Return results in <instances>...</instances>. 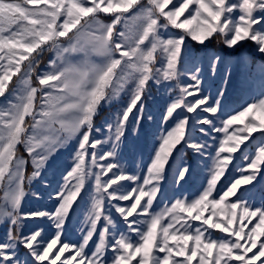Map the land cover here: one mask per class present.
<instances>
[{
    "label": "snow or ice",
    "instance_id": "6c2138e0",
    "mask_svg": "<svg viewBox=\"0 0 264 264\" xmlns=\"http://www.w3.org/2000/svg\"><path fill=\"white\" fill-rule=\"evenodd\" d=\"M149 134V162L126 164ZM69 148L54 206L25 207ZM0 232V264H264V0H0Z\"/></svg>",
    "mask_w": 264,
    "mask_h": 264
},
{
    "label": "rangeland",
    "instance_id": "374dc122",
    "mask_svg": "<svg viewBox=\"0 0 264 264\" xmlns=\"http://www.w3.org/2000/svg\"><path fill=\"white\" fill-rule=\"evenodd\" d=\"M242 51L244 52L245 55L249 56L254 63L260 61V57L257 54H255L254 50H252L251 48L244 49ZM213 52H220V54H223L222 51H218V50L211 49V48L207 49L208 55H211ZM47 54H49V53H46L42 59V62L40 65L41 68H44V66L46 65L44 63L46 62L45 58H46ZM201 55H204V53H201ZM237 55H239V53L233 54V59ZM50 56H51V54H50ZM50 56H49L48 60L50 59ZM206 75H207V73H206ZM215 79H216V83L218 84L219 83L218 78H215ZM211 82L212 81L210 80L209 83H211ZM151 91H152V96H151V99L149 101V104H150V108H151V113L154 117V123L151 124L150 132H155L157 129V125L161 119V115H162V112L164 109V105H165L166 100L168 99V96L166 95L163 88L153 87ZM212 91L214 92L215 89L213 88ZM254 91L258 92V88L255 89ZM246 100H248V96L246 94L241 95L234 88L233 91L231 92V94L228 96V108H229V110L238 109L240 107V105L243 104ZM106 107L110 108L111 106H106ZM114 111H115V106L112 108L111 113H113ZM111 113L109 115H111ZM134 137L135 136H133V138L130 141L131 143L129 144V149L127 148V145L123 146V149H122L123 160L129 166H131L132 161H135L136 164L140 168H144L145 165L149 162V157L151 155L152 146H153V144H152L153 136L152 135L149 136V140H151V143H150V150L147 153V155L145 154L146 149H143L139 145V142H137L135 144ZM138 138H140L144 144V139L139 137V136H138ZM21 151H22V149H21ZM71 151H72L71 148H69L67 150H62L60 153L57 154L55 162L51 163V165L48 169V172L46 173V178H47L49 185L51 187L45 188L43 186V184L40 183L39 181H36L33 183L32 187L36 191L40 192L42 199L37 200L35 198L29 197L25 201V207L31 208V209H35V208H49V209H51L54 206V202L50 201L48 199V194L54 188L57 187V184L61 181V174L66 169H68L70 167V165H71L70 152ZM202 180H203V177H200L194 183H191L192 184L191 186H190V184H186L183 189H179L177 186H173L170 196L165 197L164 202H170L174 196L180 195L181 193H185L189 196H193V195L198 194ZM79 203L81 204V208L77 210L78 215L72 218V223H71V225H69L67 227V231H66V238L71 242H77L81 239V233L79 232V227H80V222L83 219L85 201H79ZM26 224H27L28 228L32 227L31 221H27Z\"/></svg>",
    "mask_w": 264,
    "mask_h": 264
},
{
    "label": "trees",
    "instance_id": "16d2710c",
    "mask_svg": "<svg viewBox=\"0 0 264 264\" xmlns=\"http://www.w3.org/2000/svg\"><path fill=\"white\" fill-rule=\"evenodd\" d=\"M215 49V50H218V51H221V49H222V46L221 45H218L215 41H213L212 42V44H210L209 45V48L208 49ZM49 56H50V54H47V56H46V58H45V63L44 64H47L48 63V58H49ZM43 64V65H44ZM114 106H111L110 108H107V107H104L103 108V110L101 111V114L96 118V125L97 126H100L102 123H103V121L105 120V119H107V118H109L111 115H109L111 112H112V108H113ZM112 114V113H111ZM151 133V132H150ZM151 134H149L147 137H145V136H143V135H141V136H139V137H141V138H143L144 139V144H143V142H142V140L140 139V138H138V136H135L134 137V141H135V144L137 143V142H139V145L143 148V149H146V155H147V153L149 152V150H150V143H151V140H149V136H150ZM133 138V136L132 137H129V140L128 141H126V143H125V145H127V148L129 149V144L131 143L130 141H131V139ZM29 171H31V168L29 167ZM192 184L190 183V186H191ZM189 186V187H190ZM172 187H173V185L171 184V182L169 181V183H168V185L166 186V191H165V193H164V198L165 197H169L170 196V194H171V192H172ZM185 187V185L183 186V187H178L179 189H183ZM26 223H27V221H26ZM3 235V233L2 232H0V236H2Z\"/></svg>",
    "mask_w": 264,
    "mask_h": 264
}]
</instances>
